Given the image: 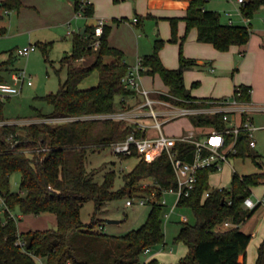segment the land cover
I'll return each instance as SVG.
<instances>
[{"label":"trees","instance_id":"16d2710c","mask_svg":"<svg viewBox=\"0 0 264 264\" xmlns=\"http://www.w3.org/2000/svg\"><path fill=\"white\" fill-rule=\"evenodd\" d=\"M208 0H191L185 17L168 18L171 22V42H177L178 25L186 23L185 35L181 37L180 67L165 66L161 50L165 40L157 39L151 54L141 59L142 75H159L169 88L168 93H154V99H163L182 108L201 109L222 104L234 99L238 104L252 101V86L236 85L232 97L196 98L185 85L186 69L198 66V60L186 57L183 44L189 32L198 30V41L210 43L218 51L225 52L232 46L247 44L252 36L251 25L223 23L218 11L208 10ZM80 0H76V11ZM23 0H0V23L6 12L19 11ZM264 7V0H248L242 5L244 17L253 15ZM85 14L94 16V6L89 5ZM142 22L138 17L137 24ZM7 28L0 24V37L7 34ZM95 27L87 26L84 34L75 33L73 49L60 63L67 69V78L55 93L44 97L53 106L49 115L38 111L42 122L4 123L0 125V197L6 210L0 216V264H37L40 257L45 264H142L147 251L165 243L163 228L164 207L160 202L163 192L176 189L177 178L167 153L152 162L140 159L134 169L124 175V185L115 190L117 173L109 171L103 183L94 179V173L86 167L89 150L105 149L112 143L124 140L133 132L143 136L139 130L123 120L95 119L88 116L116 112L118 98L129 97L134 92L125 87L124 77L130 66L125 62L122 50L110 45L111 27H104L100 46L93 43ZM53 42H39L46 60ZM93 56L90 65L76 66V62ZM111 57V62L107 58ZM13 63V57L0 64V82H6L4 72ZM95 70L99 72V84L82 88L81 84ZM196 85V84H194ZM123 103V101H121ZM5 101L0 98V122L4 116ZM228 112H199L189 115L194 128L201 130H227L230 122ZM47 121L50 119H66ZM246 121L243 114L242 123ZM238 153L235 158L252 156L247 133L241 132L237 140ZM180 158L193 162L195 145L177 142ZM137 157L123 156L122 158ZM217 170L203 168L197 174L195 187L188 196H183L178 206L194 211L195 223L183 222L176 240L183 242L188 254L179 264H247V250L252 234L243 232L240 225L249 220L259 208L250 209L245 200L252 195V189L264 181V172L239 175L233 173L230 189L213 188L210 176ZM21 174L20 191L11 188V178ZM151 178L152 185L144 188L140 179ZM155 193L146 222L138 229L124 235L95 232L99 220L97 215L106 203L132 197L136 192ZM206 193H209L206 196ZM96 204L94 218L87 225L82 221V207L85 202ZM20 209L22 215L51 213L56 216L57 226L46 230L19 232L16 217L11 212ZM234 226L223 228L225 223ZM149 264H160L152 258ZM256 264H264V240L258 248Z\"/></svg>","mask_w":264,"mask_h":264},{"label":"rangeland","instance_id":"374dc122","mask_svg":"<svg viewBox=\"0 0 264 264\" xmlns=\"http://www.w3.org/2000/svg\"><path fill=\"white\" fill-rule=\"evenodd\" d=\"M129 1L132 2L134 0H114L116 5ZM238 7L240 6L235 3V0H208L206 5L207 9L218 11L221 14V21L223 23H229V16L227 13H235ZM14 15L16 16L17 12L6 15L3 20V25L8 27V31L6 35L0 37V63L13 57L11 66L26 70L28 74L32 76L33 85H28L27 83L23 86L21 84L17 85L12 78V72H4L5 79L8 83L18 88L22 87L19 94L4 98V116L10 123L26 124L42 122L43 119L32 120L31 118L36 117L38 111L46 115L53 112V106L41 98L50 93L57 92L60 88V84L67 78V69H61L60 60L64 55L69 54L72 49L71 37L67 35V28H65L60 34L61 40L56 42L52 41L53 44L49 56L50 62L46 60L42 50L38 47L36 51L32 52L29 56H19L16 54L17 49L18 47L23 48L29 46L28 44L23 45V41L29 38V36L17 35L16 31L10 30L8 23L10 18H13ZM135 17L138 18L137 16ZM141 17L142 22L139 25L134 22L135 18L133 19L129 16H124L117 19L115 22L114 29L116 31L114 40L127 49L125 50L120 47L126 52L128 63L130 65H135L137 63V41L139 39L151 43V49L153 51L155 41L157 39L165 40L164 35L167 34L168 37L171 36L168 40H165L163 49L168 46L176 48L175 52H173V49H168L169 61L170 63H176V65L180 67L181 36L179 34V27V40L177 42H171L172 27L168 18L160 20L159 25L157 23L158 20L151 15H144ZM74 18L75 21L72 24V28L75 32L93 23V21L89 20L87 17L76 18L74 14ZM243 18V15L240 16L238 14L235 16L234 25L252 26L251 39L244 47L239 46L240 48H231L228 51L219 52L212 45L213 50L219 54L218 57L213 56L211 58L215 60L217 71L213 73L207 67L194 66L186 69L184 73L186 88L192 96L196 95V97H232L235 86L240 84L250 85L253 88L251 104L253 110L244 111L242 106L245 105L240 103L237 105V108L229 110L227 118L231 126L232 124L239 125L242 123L243 114H245L246 121L248 120V115L253 116L254 120L252 123L259 128L255 132L257 146L252 148V156L244 158L233 157L231 159L232 165L225 164L223 169L212 173L210 176V184L213 188L230 189L234 172H237L241 176L264 172V7L253 15L250 23L246 24ZM181 21L179 23H181ZM134 23L136 25H134ZM191 33L192 31L189 32L183 44L185 56L188 52L210 55L209 51L200 52L195 49V45L190 43ZM196 42L199 41L196 39ZM143 55L144 54H141V56ZM93 59V56L87 57L84 65H90ZM112 59L113 58L108 57L107 61L111 62ZM145 76L146 77H144L142 81L144 87L148 91L168 93V88L159 75ZM98 84L99 72L95 70L83 81L82 86L84 88H90ZM137 98V103L144 101L143 97ZM155 109L157 111H162L167 108L156 105ZM167 119V116L161 115L158 121L163 123V130L168 136H178L192 127L189 116L166 122ZM145 122L149 125H153L157 120L151 117ZM151 130L156 134L154 129ZM139 160V157L122 158L114 154L111 147H107L105 149H97L96 151L89 150L86 159V167L89 172L94 173L95 181L100 184L104 182L107 172L115 171L117 173V178L114 188L118 190L124 185V175L130 173ZM20 182L21 174L15 173L11 178V188L13 191H20ZM153 183L154 180L151 178L140 179V184L144 188ZM140 196L152 197L154 196V192H152V194H147L140 191L134 193L132 197L106 203L102 211L97 215L99 222L96 228H94V231L98 232L104 230L107 234L124 235L131 230L141 227L147 220L151 210V204L141 205L137 198ZM163 197L166 200L163 218L165 243L153 249L155 254L146 253L142 258V264H149V260L153 257L157 258L160 264H179L180 260L189 252V248L183 242L177 241L176 238L181 229V224L184 222V217L187 218L188 223H195L196 218L194 211L189 207L177 206L171 217L167 219L165 216L171 212L173 206L177 202V197L175 194L169 192H166ZM251 197L255 201H257L258 198L264 199V181L252 189ZM128 200H134V205L127 206L126 203ZM95 209L96 204L92 200L83 204L81 216L85 224L89 225L92 223ZM5 210V203L0 199L1 216L5 215ZM257 211V216L253 219L251 217L252 220H250L252 223H250L249 227L252 231H257L255 236H261L264 234V207H259ZM13 214L16 216L20 233L29 230L53 229L57 226L56 216L51 213L22 215L20 209L17 208L13 211ZM108 220H118L120 223L111 224ZM257 240L258 239L255 238V243ZM172 249L173 252L171 251ZM38 262L42 264L40 259H38Z\"/></svg>","mask_w":264,"mask_h":264},{"label":"built area","instance_id":"2783aa9c","mask_svg":"<svg viewBox=\"0 0 264 264\" xmlns=\"http://www.w3.org/2000/svg\"><path fill=\"white\" fill-rule=\"evenodd\" d=\"M235 2L240 6L237 8L235 13L243 15L241 7L247 3L248 0H235ZM89 5H93L92 0H80L77 15L80 17H87L85 10ZM235 13H227L229 16V24H234ZM134 22L137 23L138 18H135ZM105 26V19L98 20L97 24L94 26L95 42L93 43V47L95 49L100 46V38L104 34ZM36 49L37 47L35 45L30 44L29 46L18 49L17 55L29 56L32 52L36 51ZM143 69L144 68L140 60L135 66L130 67L128 74L124 77L123 83L125 84V87L132 90L134 95L122 97L123 103L120 110L109 114L88 116V118L123 120L127 125L133 126L135 130H139L144 133V135L140 137L133 132L124 140L112 143L110 147L112 148L113 153L120 157L136 155L146 162H152L162 154L167 153L178 183L176 189H169L163 192V195L166 192H169L175 194L177 197V202L173 206L171 212L165 216L169 219L175 211V208L178 206L180 199L183 196H188L191 190L194 189L198 172L203 168L221 170L225 164L231 163V159L238 153L236 145L241 132L247 133L250 147H256L257 142L255 139V132L259 128L256 127L250 120H247L239 125L232 124L224 131H218L215 129L201 130L193 127L185 130L178 136L166 135L163 130V123L158 121V118L161 115L167 116L168 119L166 122H168L199 112H229V110L237 108L238 103L234 99L229 98L228 100L223 101L222 104L214 105L208 109H191L178 107L163 99H154L151 96L152 92L148 91L142 83L143 75L141 72ZM13 80L17 85L21 84L23 86L25 83L33 85L32 76L24 69L16 71L13 74ZM21 88H18L7 81L0 82V98L4 99L6 97L19 94ZM132 97H143L144 101H141V103L131 104L127 101V99ZM156 105L163 106L167 109L157 111L155 109ZM151 117L157 120V122L153 125H149L145 122ZM69 119L70 118L50 119L47 121H63ZM4 123L7 122H0V125ZM151 129L156 131L155 135H149V131H151ZM177 142H187L195 145V158L193 162H188L180 158L179 152L175 148ZM208 195L209 193H206V196ZM155 197L156 195L154 193V196L152 197L140 196L137 198L141 205H146L155 201ZM160 202L162 204L166 203L163 196L160 199ZM261 204L264 205V202ZM126 205L133 206L134 200H128ZM245 205L250 209H254L258 206V204L251 198L245 200ZM183 220L184 222H187L186 217H184ZM224 225L229 226L231 223L228 222Z\"/></svg>","mask_w":264,"mask_h":264},{"label":"crops","instance_id":"0c3cea01","mask_svg":"<svg viewBox=\"0 0 264 264\" xmlns=\"http://www.w3.org/2000/svg\"><path fill=\"white\" fill-rule=\"evenodd\" d=\"M191 0H134L124 3H119L116 5L114 0H92L93 6H94V16L89 18V20H92L93 23L91 25H86L84 28H87V26H95L100 19L106 20V26L111 27L109 42L110 45L122 50L125 54V62L131 67L135 66L143 56L151 54L153 51L151 49V43H147L141 39L137 41V52H138V60L135 65H130L127 61L126 52L122 49L125 47L119 45V43L115 42L114 36H115V22L117 19H120L124 16L132 17L133 19L136 18L135 16H144V15H151L155 17L158 21L157 23L160 25V20L166 19V18H173V17H180L183 18L187 14V10L189 8ZM236 3V2H235ZM237 4V3H236ZM210 10V9H208ZM17 12V15L13 18H10L8 26L10 30L16 31L17 35H23V36H29V38H26L25 41H23V45L25 44H32L36 47L40 48L38 43L39 42H56L60 39V34L62 33V30L67 28V35L71 37V43H72V49H73V37L75 33H81L82 30L80 29L78 32H75L72 28V24L75 21L74 14L76 18H80V16L77 15L76 11V0H23V7L19 11H11L6 12V15H11L12 13ZM238 14L235 13L234 17ZM242 16V15H240ZM244 22L250 23L251 19H248L246 17L243 18ZM113 23V24H112ZM1 26L6 27L8 30V27L6 25H3V21H1ZM134 25H136L134 23ZM179 27V34L182 37L185 33L186 29V23L185 21H181L178 25ZM191 38L190 43L195 45V49L200 52H206L209 51L210 55H204L198 54V53H187V57L194 58L198 60V67H207L209 70L213 73H215L217 70V66L215 64V60L211 59L213 56L218 57L219 54L213 50V46L210 43H201L196 42V39L198 38V30L196 28L191 30ZM160 35V32H159ZM171 36V35H170ZM168 35H164V39L168 40L170 38ZM198 41V39H197ZM119 46V47H118ZM245 45H242L241 47H244ZM122 47V48H120ZM173 47V46H172ZM232 49L240 48L239 46H232ZM20 49V47H18ZM17 49V50H18ZM72 49L70 53L72 52ZM168 49H173V52L176 51V48H171L170 46L164 48L161 50V58L165 64L166 67L176 69L178 68V65L176 63H170L169 56H168ZM218 51V50H217ZM221 52V51H219ZM69 53V54H70ZM243 53V52H241ZM17 54V52H16ZM66 54V53H65ZM141 54H144L141 56ZM214 54V55H213ZM244 54V53H243ZM67 55V54H66ZM65 56V55H64ZM63 56V57H64ZM62 57V58H63ZM61 58V59H62ZM87 58L81 59L76 62V66H85L84 63ZM9 60V59H8ZM5 60L2 63L8 61ZM113 60V59H112ZM61 61V60H60ZM0 63V64H2ZM55 68V67H54ZM21 70L20 68H15V66H9L8 71L12 72V78L13 74ZM56 70V69H55ZM5 76V75H4ZM146 77L143 76L142 79ZM100 78V75H99ZM143 83V81H142ZM83 83L81 84V87L84 88ZM168 88V87H167ZM253 89V88H252ZM169 92V88H168ZM157 93V91L152 92V94ZM196 94V93H195ZM253 94V90H252ZM196 97V95H194ZM201 98V97H196ZM215 99L222 98V97H214ZM138 99V98H137ZM136 98H128L127 101L131 104L137 103ZM202 99V98H201ZM122 98H118L117 101V109L120 110L122 107ZM245 106H242L244 111H250L253 110V107H251V102L243 103ZM210 107H205L204 109H208ZM203 109V108H202ZM229 113V112H228ZM247 114V113H246ZM248 115V114H247ZM32 120H37L39 118L32 117ZM241 120V119H240ZM248 120L253 122L254 118L251 115H248ZM21 121V120H20ZM7 123H10V121H6ZM193 128V126L191 127ZM149 135H155L154 132L149 131ZM228 165H232L229 163ZM255 203L258 204L259 207H264L262 202H264L263 198H258L257 201H255L252 197H250ZM0 199L3 201V199L0 197ZM4 202V201H3ZM257 206V207H258ZM259 209V208H258ZM257 209V210H258ZM14 217H16L13 212H11ZM174 213V212H173ZM172 213V214H173ZM258 214V211L255 212V214L252 216V219L255 218ZM264 215V212H263ZM1 216V215H0ZM22 216V215H20ZM251 219V218H250ZM247 220L245 223L240 225V229L248 234H252V240L248 246L247 251V258L248 263L247 264H256L257 257H258V248L261 245V243L264 240V234L261 236H255L257 231H252L249 227L250 223H252L251 220ZM254 225V224H253ZM234 225L231 224L229 226H223V228H230ZM249 227L248 229H246ZM117 235V234H115ZM255 238L258 239L255 243ZM173 252V249L171 250ZM146 253H153V250H150ZM155 258V257H153ZM37 264H39L38 259L42 261V264L44 263V260L40 257L35 258ZM152 259V258H151ZM150 259V260H151ZM149 260V261H150Z\"/></svg>","mask_w":264,"mask_h":264},{"label":"water","instance_id":"95a60500","mask_svg":"<svg viewBox=\"0 0 264 264\" xmlns=\"http://www.w3.org/2000/svg\"><path fill=\"white\" fill-rule=\"evenodd\" d=\"M85 31H86V28H84V29L82 30L81 34H84ZM108 222L111 223V224H117V223H120V221H118V220H108Z\"/></svg>","mask_w":264,"mask_h":264}]
</instances>
